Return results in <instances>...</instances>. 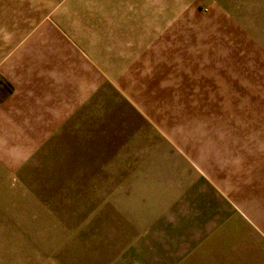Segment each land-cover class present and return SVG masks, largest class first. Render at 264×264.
Wrapping results in <instances>:
<instances>
[{
	"label": "rangeland",
	"instance_id": "rangeland-1",
	"mask_svg": "<svg viewBox=\"0 0 264 264\" xmlns=\"http://www.w3.org/2000/svg\"><path fill=\"white\" fill-rule=\"evenodd\" d=\"M250 20L261 30L264 0H0L2 48L7 32L16 38L43 24L72 49L86 39L101 50L77 49L78 71L93 60V74L79 73L92 92L63 107L45 138L8 139L13 156L0 146V264L20 258L22 243L85 235L118 251L142 236L153 264H198L199 202L213 192L199 186L198 160L215 126L214 92L199 83H213L215 68L245 82L246 54L237 60L235 47ZM14 89L0 71V92ZM230 94L245 92L224 91L225 109L234 108ZM234 105L244 111L245 101ZM244 119L223 125L236 132Z\"/></svg>",
	"mask_w": 264,
	"mask_h": 264
},
{
	"label": "crops",
	"instance_id": "crops-1",
	"mask_svg": "<svg viewBox=\"0 0 264 264\" xmlns=\"http://www.w3.org/2000/svg\"><path fill=\"white\" fill-rule=\"evenodd\" d=\"M252 21L235 47L237 55L246 54L245 82H228L222 70L215 68L213 83L203 78L199 83L214 92L215 126L212 145L204 147L198 160L199 186L213 185V192L208 189L199 202L198 264H264V24L254 32L250 30ZM5 38V48L0 46V71L15 89L10 95L0 92V139L4 140L0 146L13 156L14 147H9L8 139L45 138L46 124L63 120V107H77L91 94L92 85L83 82L79 73L93 74L91 56L101 50L87 45L86 39L76 38V43L81 42L77 49L91 54L86 57L91 68L85 63L88 68L78 71L82 58L77 49L43 24L36 33L14 38L7 32ZM47 38L55 41L52 52L46 50ZM106 53L108 58V50ZM224 91L245 92L244 111L234 105L242 101L235 94L227 99L234 108L225 109ZM237 114L245 116L240 120L244 125L233 132L223 124ZM58 239L47 242L46 238L45 243L32 246L22 243L20 258H12L11 264H153L151 250L142 255V236L137 237L130 251H118L115 246L113 250H101L87 235L69 236L64 243H58ZM144 241L150 248L151 239Z\"/></svg>",
	"mask_w": 264,
	"mask_h": 264
}]
</instances>
